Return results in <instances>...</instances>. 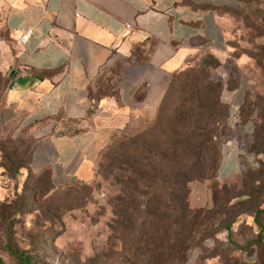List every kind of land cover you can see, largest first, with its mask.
I'll return each instance as SVG.
<instances>
[{
	"label": "rangeland",
	"instance_id": "1",
	"mask_svg": "<svg viewBox=\"0 0 264 264\" xmlns=\"http://www.w3.org/2000/svg\"><path fill=\"white\" fill-rule=\"evenodd\" d=\"M219 12L224 58L212 68L191 59L190 68L175 79L160 115L171 118L174 90H182V84H188L189 95L195 82H221L228 116L226 97L236 105L231 127L222 128L217 145L221 159L226 141L234 139L241 147L240 173L222 179L219 171L216 178L191 182L189 217L175 200L170 214L161 212L162 221L145 211L141 198L142 211L136 209L129 223L117 216L114 204L122 186L112 176L106 178L98 163L87 180L58 185L51 170L32 167L35 143L23 137L25 131L15 133L21 123L12 127L0 120V257L6 264H13L8 240L29 253L33 264H264V0H229ZM3 87L0 78V90ZM245 117L250 121L244 122ZM245 123L253 126L252 133L245 132ZM147 126L127 125L115 135L116 152L105 161L107 167L114 165V173L126 160L130 143L142 141L138 132ZM248 158L257 166L251 167ZM162 193L168 201L165 190ZM187 218L194 225L191 236ZM226 225L231 226L230 236Z\"/></svg>",
	"mask_w": 264,
	"mask_h": 264
},
{
	"label": "crops",
	"instance_id": "2",
	"mask_svg": "<svg viewBox=\"0 0 264 264\" xmlns=\"http://www.w3.org/2000/svg\"><path fill=\"white\" fill-rule=\"evenodd\" d=\"M228 2L0 0L1 122L30 126L34 170L58 185L87 180L120 129L153 121L176 72L224 58ZM240 149L226 141L222 179L240 173Z\"/></svg>",
	"mask_w": 264,
	"mask_h": 264
},
{
	"label": "trees",
	"instance_id": "3",
	"mask_svg": "<svg viewBox=\"0 0 264 264\" xmlns=\"http://www.w3.org/2000/svg\"><path fill=\"white\" fill-rule=\"evenodd\" d=\"M200 60L202 65L208 68L219 62L213 55L202 56ZM189 65L173 75L156 117L146 128L138 132V137L142 141L130 143L124 156L125 165L122 162L117 168L119 173H114V165L107 167L105 161L110 152L113 155L116 152L115 135L120 130L101 151L96 161L106 178L112 176L122 186L119 193L114 196V204L117 206V216H124L129 223L136 209L142 211L143 206L139 204L141 198L145 200V211L159 215L158 218L160 217L162 221L165 219L163 214L172 211L171 203L175 200L180 201L179 211L189 217L188 215L193 214L188 204L190 183L194 180L216 178L217 172L220 171L223 158L221 159L217 143L221 139L222 128L226 124L230 128L232 117L231 112L228 116L229 107L221 101L223 88L221 82L212 79H208L203 85L195 82L189 95H186L185 89L188 84L183 85L181 79L182 90H174L177 98L171 118L160 115L172 92L175 79L190 68ZM240 109L239 120L242 118ZM249 121L250 119L245 117L244 122ZM29 127H24V123L21 122L15 133H22ZM250 148L255 150L254 144ZM248 163L251 167L257 166L256 161ZM162 190L168 194V201H163ZM187 219L188 233L191 236L194 225L191 218ZM225 229L230 236L231 226L226 225ZM6 250L12 257L13 264H33L32 256L27 252H20L10 240L7 242ZM0 264H6L1 257Z\"/></svg>",
	"mask_w": 264,
	"mask_h": 264
},
{
	"label": "built area",
	"instance_id": "4",
	"mask_svg": "<svg viewBox=\"0 0 264 264\" xmlns=\"http://www.w3.org/2000/svg\"><path fill=\"white\" fill-rule=\"evenodd\" d=\"M238 118H239V111H238ZM26 125H24V127H25Z\"/></svg>",
	"mask_w": 264,
	"mask_h": 264
}]
</instances>
